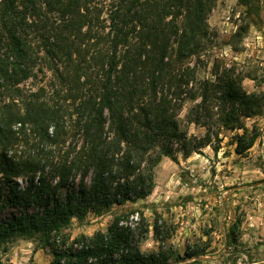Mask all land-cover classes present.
I'll return each mask as SVG.
<instances>
[{
	"label": "trees",
	"instance_id": "trees-1",
	"mask_svg": "<svg viewBox=\"0 0 264 264\" xmlns=\"http://www.w3.org/2000/svg\"><path fill=\"white\" fill-rule=\"evenodd\" d=\"M256 1L238 0L246 17L258 15ZM16 2L0 0V198L20 214L0 220V244L37 239L51 246L50 264L196 259V249L180 255L163 246L157 219L158 248L143 252L151 225L139 209L115 215L92 235L69 240L62 232L72 218L149 195L163 156L176 161L178 152L205 146L216 153L223 129L234 131L238 154L254 144L257 128L244 119L263 111V95L247 92L233 67L214 63L209 78L186 64L204 49L213 0H23L20 10ZM31 26L56 62L50 67L59 85L50 95L14 86L31 74ZM248 26L238 25L231 38ZM183 122L203 134L189 133ZM17 177L26 178L23 189Z\"/></svg>",
	"mask_w": 264,
	"mask_h": 264
},
{
	"label": "rangeland",
	"instance_id": "rangeland-1",
	"mask_svg": "<svg viewBox=\"0 0 264 264\" xmlns=\"http://www.w3.org/2000/svg\"><path fill=\"white\" fill-rule=\"evenodd\" d=\"M21 1L16 2L18 10L22 8ZM256 3L258 15L246 17L245 7L238 0H213L206 18L208 34L204 49L198 56L187 59L186 64H195L199 75L209 78L214 63L233 67L244 75L243 88L261 93L264 98V0ZM26 16L27 21L33 20L29 13ZM246 21L249 22L246 33L231 38L237 26ZM27 38L31 74L14 86L23 93L42 89L45 95H50L59 79L50 67L55 61L46 51L47 40H42L34 26ZM231 40L237 49L229 44ZM191 103L186 102L179 118ZM244 123L248 128L254 125L258 137L242 154L236 153L230 143L234 131L223 129L216 153L205 146L188 156L178 152L176 161L163 156L153 170L154 186L149 195L112 205L101 214L88 213L82 220L72 218L62 233L69 240L79 234L92 235L105 230L115 215L139 209L151 225L140 245L145 253L158 248L152 228L157 219L165 248L172 246L180 255L186 248L196 249L199 254L196 259L170 264H264V107L260 114L245 118ZM182 125L197 136L204 132V128L193 123ZM15 181L21 189L27 183L24 177ZM18 214V207L0 198V220ZM234 222L238 228L233 242L230 229ZM51 259V246L37 239L18 237L0 244V264H50Z\"/></svg>",
	"mask_w": 264,
	"mask_h": 264
}]
</instances>
